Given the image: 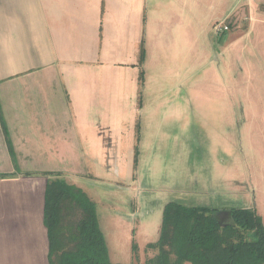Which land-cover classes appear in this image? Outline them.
<instances>
[{
  "label": "crops",
  "instance_id": "0c3cea01",
  "mask_svg": "<svg viewBox=\"0 0 264 264\" xmlns=\"http://www.w3.org/2000/svg\"><path fill=\"white\" fill-rule=\"evenodd\" d=\"M243 4L216 14L209 0H0V264H51L45 173L118 187L136 148L137 168L145 152H173V99H193L196 77L205 99L213 88L248 101L236 134L264 147V20L244 22ZM224 18L230 30L216 35ZM101 215L110 254L128 246L130 210Z\"/></svg>",
  "mask_w": 264,
  "mask_h": 264
},
{
  "label": "rangeland",
  "instance_id": "374dc122",
  "mask_svg": "<svg viewBox=\"0 0 264 264\" xmlns=\"http://www.w3.org/2000/svg\"><path fill=\"white\" fill-rule=\"evenodd\" d=\"M209 1L217 14L225 0ZM242 2L244 22L250 16L264 20V0ZM211 41L217 50V37ZM199 60L196 56V71L201 70ZM212 64L217 67L218 61ZM203 90L202 79L196 77L193 99H173L177 113L173 128L178 135L173 152H145L141 167L137 168L134 160L131 178L121 180L118 187L111 181L119 177L103 175L99 179L86 175L82 185L72 183L95 202L98 220L111 206L130 210V226L123 232L128 246L121 242L122 248H112L110 254L107 245L112 264H143L156 254L149 245L159 239L164 206L170 201L221 210L218 219L223 225L232 223V208H254L264 222V147L250 145L248 137L243 132L237 135L235 128V117L240 119L246 112L248 101L218 99L213 88L205 99ZM104 170L99 168L98 172L103 174ZM106 234L111 236L108 228Z\"/></svg>",
  "mask_w": 264,
  "mask_h": 264
},
{
  "label": "trees",
  "instance_id": "16d2710c",
  "mask_svg": "<svg viewBox=\"0 0 264 264\" xmlns=\"http://www.w3.org/2000/svg\"><path fill=\"white\" fill-rule=\"evenodd\" d=\"M144 57L142 42L140 64ZM142 80L143 72L140 86ZM138 155L136 148L135 164ZM45 174L49 176L44 224L50 240V263L112 264L95 202L60 173ZM217 211L166 203L159 239L149 245L156 254L143 264H264V222L257 211L232 208V223L226 225L216 217Z\"/></svg>",
  "mask_w": 264,
  "mask_h": 264
},
{
  "label": "built area",
  "instance_id": "2783aa9c",
  "mask_svg": "<svg viewBox=\"0 0 264 264\" xmlns=\"http://www.w3.org/2000/svg\"><path fill=\"white\" fill-rule=\"evenodd\" d=\"M213 29L216 34H222L230 30L227 18L220 19L214 22Z\"/></svg>",
  "mask_w": 264,
  "mask_h": 264
},
{
  "label": "water",
  "instance_id": "95a60500",
  "mask_svg": "<svg viewBox=\"0 0 264 264\" xmlns=\"http://www.w3.org/2000/svg\"><path fill=\"white\" fill-rule=\"evenodd\" d=\"M229 212H230V210H229ZM220 215H221V210H219V211L216 212V217H217V218H218ZM230 215H231V212H230ZM225 225H226V224H225Z\"/></svg>",
  "mask_w": 264,
  "mask_h": 264
}]
</instances>
